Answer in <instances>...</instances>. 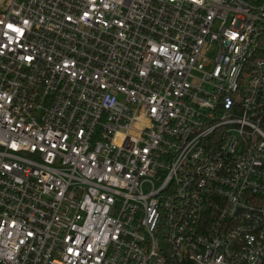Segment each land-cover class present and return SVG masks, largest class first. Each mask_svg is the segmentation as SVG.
Returning <instances> with one entry per match:
<instances>
[{"label": "built area", "instance_id": "obj_1", "mask_svg": "<svg viewBox=\"0 0 264 264\" xmlns=\"http://www.w3.org/2000/svg\"><path fill=\"white\" fill-rule=\"evenodd\" d=\"M0 264H264V0L0 6Z\"/></svg>", "mask_w": 264, "mask_h": 264}, {"label": "rangeland", "instance_id": "obj_2", "mask_svg": "<svg viewBox=\"0 0 264 264\" xmlns=\"http://www.w3.org/2000/svg\"><path fill=\"white\" fill-rule=\"evenodd\" d=\"M9 4V0H0V6H7Z\"/></svg>", "mask_w": 264, "mask_h": 264}]
</instances>
